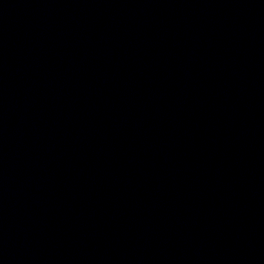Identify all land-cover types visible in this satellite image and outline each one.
Returning a JSON list of instances; mask_svg holds the SVG:
<instances>
[{
    "label": "water",
    "instance_id": "1",
    "mask_svg": "<svg viewBox=\"0 0 264 264\" xmlns=\"http://www.w3.org/2000/svg\"><path fill=\"white\" fill-rule=\"evenodd\" d=\"M0 264H264V0H0Z\"/></svg>",
    "mask_w": 264,
    "mask_h": 264
}]
</instances>
